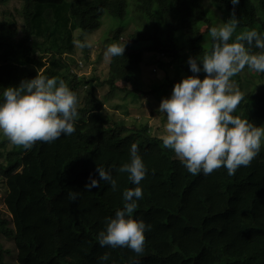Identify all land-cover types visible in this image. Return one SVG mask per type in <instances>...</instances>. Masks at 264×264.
Instances as JSON below:
<instances>
[{
	"label": "trees",
	"instance_id": "16d2710c",
	"mask_svg": "<svg viewBox=\"0 0 264 264\" xmlns=\"http://www.w3.org/2000/svg\"><path fill=\"white\" fill-rule=\"evenodd\" d=\"M0 6V92L39 73L64 80L79 100L72 134L37 141L29 149L7 137L0 141L6 186L0 264L10 253L6 241L16 250L17 264H128L130 257L139 264H264V144L233 175L223 166L193 175L147 122L115 117L96 93L108 85L132 96L129 106L155 94L142 82L145 52L164 73L165 60L172 59L181 78L194 75L187 60L210 54L208 29L219 22L214 10L222 11L224 22L235 15L231 43L253 29L264 33V0H239L235 6L231 0H0ZM107 20L115 24L105 41L126 43L123 56L110 58L111 77L78 76L73 41ZM131 24L134 29L122 37ZM251 48L261 51L254 43ZM83 51L90 60L89 48ZM196 75L203 79L205 73ZM231 80L242 93L233 115L264 124V72L246 65ZM132 143L147 170L132 215L151 226L139 255L126 247H101L97 240L106 219L122 208L123 191L137 186L127 172L118 171L130 161ZM97 166L111 169L115 190L107 181L85 188L90 177L99 180ZM69 192L76 193L75 199ZM105 253L109 260L101 262Z\"/></svg>",
	"mask_w": 264,
	"mask_h": 264
},
{
	"label": "clouds",
	"instance_id": "9594fccd",
	"mask_svg": "<svg viewBox=\"0 0 264 264\" xmlns=\"http://www.w3.org/2000/svg\"><path fill=\"white\" fill-rule=\"evenodd\" d=\"M231 3L238 5L239 0H231ZM236 23L233 14L227 22L208 29L213 40L210 54L202 58L190 56L187 64L194 75L177 82L171 95L162 98L159 105L158 111L166 117L162 143L193 175H208L221 166L228 175H233L240 166L249 165L264 144V124L258 126L249 119L233 115L242 93L233 87L231 80L246 65L250 70L264 72V33L253 29L238 34L230 43ZM73 43L79 48L92 47V40L87 36ZM253 43L261 51L253 52ZM125 46L126 43L119 42L107 44L104 60L123 56ZM200 72L205 73L203 79L196 75ZM78 105L76 92L64 80L38 73L0 92V134L24 149L31 148L37 141L52 142L75 131ZM129 155L130 161L122 164L118 171L127 172L128 179L137 186L123 191L122 208L106 219V227L98 233L97 240L101 247H126L139 255L144 251V233L151 226L132 214L142 198L139 185L147 170L136 143L131 144ZM96 173L99 180L90 177L85 188L91 190L100 181H107L116 189L111 169L97 166ZM69 196L75 199L76 193L69 192ZM99 259L108 261L109 254ZM128 264H139V261L130 257Z\"/></svg>",
	"mask_w": 264,
	"mask_h": 264
},
{
	"label": "rangeland",
	"instance_id": "374dc122",
	"mask_svg": "<svg viewBox=\"0 0 264 264\" xmlns=\"http://www.w3.org/2000/svg\"><path fill=\"white\" fill-rule=\"evenodd\" d=\"M2 6H0L1 11ZM215 17L219 20L218 25L224 22V16L222 11L216 12L214 10ZM108 18V16H105ZM115 23L112 20H107L98 30L88 33L86 36L92 40V47L89 48L90 60L86 61L84 59L83 48L77 46V53L75 58L78 66L73 70L78 74V76L84 77H95L98 76L100 80L111 77V72L109 69V61L104 60L103 52L107 45L105 41V36L111 25ZM134 29V25L131 24L127 30L122 34V37H125V34L131 32ZM80 31L75 35L79 36ZM165 67L167 69L166 73L162 72L157 68V59L152 58V54L145 52L144 53V62L141 67L142 69V82L146 87L147 91L150 93L152 89L156 90L155 94L143 96L138 100L136 104L132 106L128 105V100H132V96L121 93L117 90H112L108 85L99 86L96 89L98 97L105 101L106 110L115 117L124 118L128 123H133V121L138 120L142 122H147L151 127L153 134L158 136H163L164 134V123L166 117L163 113L158 111L159 105L162 98H167L171 95L174 85L179 82L182 78L176 71V63H173L172 59L165 60ZM173 83L172 86L164 87L166 82ZM116 85H119L116 82ZM236 88L235 85H233ZM149 89V90H148ZM141 95V94H140ZM81 103L85 96V92L81 91ZM140 123V122H139ZM6 136L0 134V141L5 139ZM3 159H0V165L2 164ZM6 195V186L5 179L2 176L0 168V209H4L3 199ZM5 249H8L10 253L6 254L4 257L6 264H17L16 262V250L14 249L13 244L10 241L4 242Z\"/></svg>",
	"mask_w": 264,
	"mask_h": 264
}]
</instances>
